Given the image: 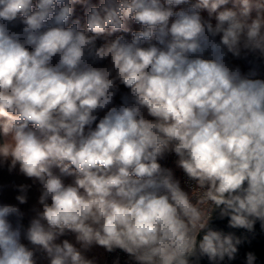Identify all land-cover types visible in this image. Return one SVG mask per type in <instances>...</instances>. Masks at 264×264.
Listing matches in <instances>:
<instances>
[{
    "label": "clouds",
    "instance_id": "clouds-1",
    "mask_svg": "<svg viewBox=\"0 0 264 264\" xmlns=\"http://www.w3.org/2000/svg\"><path fill=\"white\" fill-rule=\"evenodd\" d=\"M85 2L0 0V163L41 186L42 206L25 228L0 205V264H93V245L135 264L234 260L242 238L210 222L264 229V78L227 57L264 63V0H100L66 26Z\"/></svg>",
    "mask_w": 264,
    "mask_h": 264
},
{
    "label": "rangeland",
    "instance_id": "rangeland-1",
    "mask_svg": "<svg viewBox=\"0 0 264 264\" xmlns=\"http://www.w3.org/2000/svg\"><path fill=\"white\" fill-rule=\"evenodd\" d=\"M215 23V21H212ZM20 27L22 25H18L14 31H19ZM136 31L140 30V28H135ZM155 43V41H152ZM145 46H147L145 44ZM55 62V60H54ZM109 61L105 60L95 66L97 67H103L107 66ZM251 71L255 69V71L261 72L264 68L261 66H251ZM243 74H248L249 72L246 70H242ZM129 90L125 88L123 85H118V91L114 97L113 105L119 106L122 103L121 97L128 94ZM110 105L109 107L113 106ZM107 109L101 110L99 112L106 114ZM10 163V162H9ZM64 182L71 183L72 178L71 177H66L64 178ZM30 185V189H28V192L21 193L19 191V186L20 185ZM26 195L27 197V202L24 204H20L16 200L17 195ZM41 194V186H36L34 185L31 180L20 174L19 168L17 166L16 169L13 171L9 172L8 170V163H0V205L4 204H10L17 206L20 211L23 213V219L22 223L24 227L26 228L32 218L35 217L36 213L40 210H42V206L38 203L39 196ZM15 222V218H10ZM64 239H68L70 242L73 244H76L75 237L72 234H67L65 236L60 237V239L57 242H61ZM27 243L26 241H24ZM76 246L79 248L80 245L76 244ZM83 251V254L85 257L93 262V264H104V256H105V249L101 246L98 245H93L90 249ZM43 254V253H40ZM44 255V254H43ZM38 259V258H37ZM38 264L39 261H38Z\"/></svg>",
    "mask_w": 264,
    "mask_h": 264
},
{
    "label": "built area",
    "instance_id": "built-area-1",
    "mask_svg": "<svg viewBox=\"0 0 264 264\" xmlns=\"http://www.w3.org/2000/svg\"><path fill=\"white\" fill-rule=\"evenodd\" d=\"M228 62L232 66H239L241 71L246 70L248 72L251 71V66H261L264 68V63L261 62H255V65L252 63H249V61H253L254 58L249 55L247 60L246 59H236L231 56V54L227 57ZM259 78H264V69L261 72L257 73ZM150 119V117H149ZM178 157L174 153H166L162 159H160L158 162L161 164L162 167L171 169L173 173V177L175 180H178L180 183V187L185 191H190V188L192 186V181L188 180L187 176L184 174L182 169H180L177 164ZM26 185V184H24ZM30 185H27L26 193L28 192V189H30ZM193 196H196L199 194V189L193 187L192 193ZM38 261L40 264H48L47 259L44 257L43 254L38 253L37 255ZM104 264H135V261L130 258V256L123 252L120 249H116L112 252H108L105 250V256H104Z\"/></svg>",
    "mask_w": 264,
    "mask_h": 264
},
{
    "label": "water",
    "instance_id": "water-1",
    "mask_svg": "<svg viewBox=\"0 0 264 264\" xmlns=\"http://www.w3.org/2000/svg\"><path fill=\"white\" fill-rule=\"evenodd\" d=\"M210 226L217 230L225 232H234L241 237L243 243L238 246V252L234 260L225 258L221 264H247V254L252 253L255 256L254 264H264V229L261 228L260 222L254 226V231L248 232L244 229H230L227 227V218L221 220L218 218V210L213 213V219ZM203 232L198 236V240L202 238ZM192 264H209L206 257L192 258Z\"/></svg>",
    "mask_w": 264,
    "mask_h": 264
},
{
    "label": "trees",
    "instance_id": "trees-1",
    "mask_svg": "<svg viewBox=\"0 0 264 264\" xmlns=\"http://www.w3.org/2000/svg\"><path fill=\"white\" fill-rule=\"evenodd\" d=\"M194 2V0H193ZM100 3V0H86V2L84 4H76L74 6L75 8V11H74V15L73 17L69 20L68 22V25L66 26H71V23L73 20H76V19H79L80 21V27L81 28H84L86 26V11L87 9L90 7V6H93V5H98ZM231 5H228V7H230ZM188 7V5H179V6H176L174 8L175 11H178L180 9H186ZM201 16L207 20L209 19L208 17V13L206 11H201ZM212 21H215L214 19ZM129 27L132 31H136L135 28H140L141 29V26L139 24H136L134 22H129ZM116 35H123L125 40L127 41H131L132 39V36H131V31L130 32H127V33H124V32H117L113 35V37H110V39H114ZM104 42L103 38L99 39L97 41V45H101L102 43ZM97 117H98V120H97V123L99 121V118H102L105 114L101 113V112H97L96 113ZM95 127V123L93 124V128Z\"/></svg>",
    "mask_w": 264,
    "mask_h": 264
},
{
    "label": "crops",
    "instance_id": "crops-1",
    "mask_svg": "<svg viewBox=\"0 0 264 264\" xmlns=\"http://www.w3.org/2000/svg\"><path fill=\"white\" fill-rule=\"evenodd\" d=\"M29 179V178H28ZM29 180H31V179H29ZM31 182L35 185L36 184V186H39V184L38 183H35V182H33L32 180H31Z\"/></svg>",
    "mask_w": 264,
    "mask_h": 264
}]
</instances>
